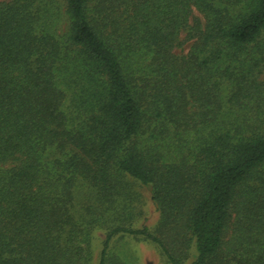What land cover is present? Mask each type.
Returning <instances> with one entry per match:
<instances>
[{
	"label": "trees",
	"instance_id": "16d2710c",
	"mask_svg": "<svg viewBox=\"0 0 264 264\" xmlns=\"http://www.w3.org/2000/svg\"><path fill=\"white\" fill-rule=\"evenodd\" d=\"M263 72L264 0H0V264H264Z\"/></svg>",
	"mask_w": 264,
	"mask_h": 264
},
{
	"label": "rangeland",
	"instance_id": "374dc122",
	"mask_svg": "<svg viewBox=\"0 0 264 264\" xmlns=\"http://www.w3.org/2000/svg\"><path fill=\"white\" fill-rule=\"evenodd\" d=\"M188 49V47H187ZM186 49V51H187ZM178 52H180L178 50ZM264 73V72H263ZM264 80V74L261 76ZM146 218L148 219V224L154 225L156 222V213L151 203L145 207ZM140 224L136 226L139 228ZM99 236V233L97 234ZM95 235V238H97ZM111 254L110 256H124V258L130 259L135 264H168L162 257L160 250L153 244L144 242L133 237L118 235L114 238L113 243L110 246ZM101 247L97 246L93 256H100Z\"/></svg>",
	"mask_w": 264,
	"mask_h": 264
}]
</instances>
